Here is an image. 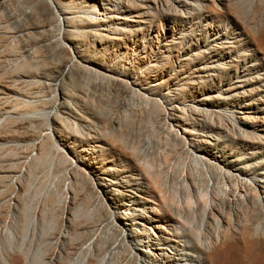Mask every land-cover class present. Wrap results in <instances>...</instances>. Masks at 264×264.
<instances>
[{
  "label": "rangeland",
  "instance_id": "rangeland-1",
  "mask_svg": "<svg viewBox=\"0 0 264 264\" xmlns=\"http://www.w3.org/2000/svg\"><path fill=\"white\" fill-rule=\"evenodd\" d=\"M169 1L167 5H152L154 9L151 12H153L154 18L153 20L151 19V24L144 31L138 32L133 38L134 40L123 42L124 44L121 43L122 46L120 44L116 45L119 47H113L114 44L109 47L110 53L118 48L111 55L112 59L115 58L113 62H119L128 70H134L137 65L135 70L141 69L138 73L143 75L146 67L148 68V66L154 64L161 51L166 52V61H161L159 69H162L161 74L154 73L156 77L152 79V85L154 86L157 85L155 81H165L163 93L161 92L162 95L171 92L170 95L175 99V104L182 101L190 106L199 104L201 107L203 106L198 100L205 99V96L209 94L213 97L217 96L216 105L218 104L217 106L221 110H231L236 115V118L242 115L237 114L238 112L243 113L245 111L237 107L231 109L235 104L237 105L242 101V104L252 103L250 108L254 110H248L249 112L247 113L255 117V109L259 110V107L264 106V102L259 103L257 101L258 98L264 100V52L257 49V43L253 40L264 36V0H224L222 3L215 2L216 7H213L215 11L211 12L197 8L189 9L188 6L181 8L175 2L173 4L171 0ZM21 8L25 11L30 8L28 0H16V2L11 0L7 3L4 10L0 6V45H3L0 46V81H2L0 82V97H2L0 98V111L10 106L5 103V97L12 95L10 92V78H13L18 66L24 64L22 61H25L26 58L23 59V52L29 46V41L25 38H16V41H10L12 39L7 36L20 31V24L24 23L25 11ZM170 8L171 10H169ZM15 14L18 16H15ZM14 17H19L18 19H21L20 22H15ZM16 35L17 37L20 36L18 33ZM232 49L237 51L232 55L236 62H232V58H227L228 53H231ZM13 51H16V54ZM151 52L153 56L151 55L150 57L149 54ZM118 59L119 61H117ZM183 59L188 60L182 61ZM142 60L146 62L145 65L141 63ZM7 61H10V63L7 64ZM206 63L210 65L217 63V65L221 66V69L217 72H212L214 69L208 68L209 65ZM200 68H205L206 70L201 71ZM122 70L125 71L124 69ZM210 73H214L215 76L207 78ZM245 81L248 83H245ZM194 82L195 85H192ZM246 84H251L252 86H247ZM235 85L245 86L243 89H237L240 94L239 97H234L236 93L233 90L231 91ZM106 87V90H102L103 94L99 91L94 93L95 96L93 97L94 94L92 93L94 91L86 85L83 95L91 101L96 98L97 101H93L95 106L100 108V110L101 108L108 110L110 112L109 117L122 121V136L127 146L131 148V150L124 151V156L122 154L114 156L106 148L90 149L85 135L89 125L83 121L71 118V126L67 135L69 146L67 156L69 158L57 155V160L55 158L50 162L36 164L35 160L38 158L39 152L36 149L34 150V148L37 141L20 134V129L23 126L25 127V125H29V120L18 118L14 114L0 118L2 121V123L0 121V264H32L38 255L43 256L45 260L48 258L46 261L50 259L54 261L57 257H61L63 264H86V259L89 256L91 259L92 256L93 259L97 257L94 248L100 246L103 248V252L109 251L108 258L103 264H126L127 256H129L128 260L131 259L132 254H129L128 241L121 237L115 228L112 227L109 219L111 209L109 208V211L102 204L103 201H101L97 193L90 188L88 178L79 174L77 176L78 185L74 186L75 184L70 174L71 159L74 161L85 155L88 163L95 168L92 176L88 174L89 177L95 180L97 184L107 183L106 186L110 187L108 189V192L111 193L110 197L114 199L113 194H115V191L113 190L122 191V194L134 197V194L143 196V193L138 192V190L142 189V191L147 192L149 189L150 179L136 170L137 163L130 153L133 150L134 153L136 152L137 155L144 159L145 163L147 162L151 165L153 168L151 172L157 169L159 174L163 170V173L161 172L160 174H163V177H168L164 178L166 183L168 182L165 184L168 195L171 189L169 185L173 187L171 190L175 189L174 187H177V190L178 188L180 189V181L185 175L188 176L192 183L193 179H200L201 181V174L197 173V168H195L196 170L192 169L198 166L194 163V166H192L190 157L187 156V158L169 145V128L165 122L164 115L167 112L165 108L168 105L165 100H161L159 97L158 100L162 102L158 101L157 108L148 105L149 108L147 109V104L141 100V97L139 98L138 94L122 95L123 99L121 95H116L111 86L107 85ZM113 100L117 101L114 102ZM122 101H125V105ZM117 109L118 111H116ZM169 112L172 113V111L167 113ZM85 114L88 119L96 121L91 116L90 111H85ZM260 115L264 114L260 113ZM4 119H6L5 122H3ZM125 121H127V124H125ZM18 123H20L19 126ZM256 124L259 126L260 123ZM131 128L132 130H129ZM184 129L183 127L182 130ZM231 129L232 127L230 126L227 127V130H219L218 133H222L220 135H223V137L218 142H215L216 144L212 140H208L211 144V153L221 157L217 158V160L219 159L216 162L218 163L217 165L227 168V164H229L230 169L234 173H239L235 172V170L242 168L240 172H243L245 176H257L262 173V170L259 169H264V139L259 143L246 144V142L238 139L239 136H233ZM35 130L38 131V129ZM195 131L196 134L194 136L198 137V132L200 131ZM1 133L3 134L1 135ZM200 133L201 135L204 134ZM215 133L213 132L211 135H215ZM199 137L201 138V136ZM190 139L196 141L198 138L192 137ZM101 145V147L104 146L103 144ZM25 147L26 151L24 152ZM82 150H87V152L84 154ZM152 161H155L154 164ZM188 162L192 164V167ZM217 168L213 170V173L218 172ZM101 169L106 170V176L101 175L103 173V171H99ZM118 170H123V172H118ZM187 170L188 172H186ZM103 176L108 177L107 179L111 180L116 186L110 185L112 184L111 182H102L103 180L99 179V177L102 178ZM179 177L180 179L178 180ZM170 180L175 181V183L173 184ZM263 181L256 178L255 182L258 190L261 189H259V186L263 185ZM127 183L135 184L132 188H127L131 191L129 193L125 189ZM210 189H212L211 182L208 186V191ZM174 192L172 191L170 196ZM177 192L175 193L179 194ZM238 192L236 194H239ZM212 195L211 208L216 210L214 212L218 216H220L219 213H222V218L226 220V223L224 222V227L220 230V240L217 242L213 227L208 231V243L205 244L210 245L211 248L219 247L224 250L225 264H264V208H261L260 205L253 206L250 204L249 207H252L253 212H248L247 206L242 207L241 198H244L243 195L248 197L246 192L242 193L243 197L241 195L233 197L232 194L222 195L214 192ZM257 196L259 197L260 194ZM175 197L174 209L185 210L188 207L187 203L181 204L184 199L180 197V194L175 195ZM260 198L262 200L264 196H260L259 200ZM156 199H158V196ZM146 200H151V198ZM126 203V210L120 212L116 209L114 213L120 217H124L125 215L122 214L126 213L131 217L133 213L148 215L151 218L155 217V215L150 213L152 211H148L149 214L142 212V206L145 202L141 201L140 205L138 201L133 200L131 202H123V204ZM160 205H163V203L160 202ZM123 207L125 206L123 205ZM145 207L147 208L148 205ZM132 210H135V212H132ZM162 223L159 222V224ZM144 225L148 226L146 223ZM154 226H158L155 222L152 224L153 228L151 229L157 233ZM166 227L168 229V226ZM154 231L151 232L152 235H154ZM155 241L160 247H165L162 246V243H164L162 239L156 238ZM166 252L169 253L168 251ZM175 253L172 254L174 255Z\"/></svg>",
  "mask_w": 264,
  "mask_h": 264
},
{
  "label": "bare ground",
  "instance_id": "bare-ground-1",
  "mask_svg": "<svg viewBox=\"0 0 264 264\" xmlns=\"http://www.w3.org/2000/svg\"><path fill=\"white\" fill-rule=\"evenodd\" d=\"M9 1L11 0H0V6L3 7V10ZM171 1L173 4L175 2L178 6H181V8L188 6L189 9L197 8L208 12L215 11L213 9V7H216L214 4L215 2H224V0ZM169 2V0H28L30 8L27 11L21 8L25 11V18L23 17L24 23L20 24V31H16L20 36L17 37L16 32L12 35H7L9 39H12L10 41H16V38H25L29 41V46L23 52L22 57L23 59L26 58V60L22 61V59L21 61L24 62V64H19L20 66L16 69L13 78H10V92L12 95L5 97V103L10 106L5 110L0 111V118L5 115L14 114L18 118H26L29 120V125H25V127L23 126L20 129V134L37 141L35 142L36 146L34 148V150L36 149L39 152V156L35 160L36 164L40 162H50L54 160L57 155L68 157L67 149H69V146L67 135L69 134L68 129L71 126L70 123L72 119L83 121L89 125V129H87L85 135L90 149L106 148L107 150H110L114 156H120L121 154L123 155V153L125 154V150H131L122 136V121L120 119L109 117L110 112L108 110L106 111V109L103 108L100 110V108L95 106L93 101L95 100L96 102V98H93L91 101L84 96L83 90L86 85L89 86V88H92L94 91L92 94L99 91L102 92L103 89L106 90L107 85L111 86L118 96L138 94L139 98L141 97V100L147 104V109L149 108L148 105L156 107L158 101L162 102V99L165 100L169 106L165 108L166 111H172V113L166 112V114H164L165 122L169 128V145L175 151L180 152L186 157H190V161L192 162H189L192 164L194 163L199 167H193L192 169L196 170L195 168H197V173H200L202 178L201 181L200 179H193L195 182L193 181L192 183L188 176L185 175V177L183 176L182 181H180L181 186L178 190L176 189L177 187H174L175 189L171 190L173 187L169 184L173 179L169 181L168 185L169 188H171L169 191L170 194L172 191H178L177 193H179L180 197L184 199L182 200L183 202L181 201V204L184 202L187 203L188 207L185 210L174 209V198H176L175 195L179 194H176L175 192L173 193L174 195L172 194L171 196L170 194H167L168 190L165 188V184L168 182L166 183L164 179L167 176L163 177V174H160L163 170H160V175L158 174L159 171L157 172V169L155 168L156 172L154 170V172H151L153 169L151 165L147 162L145 163L143 158L137 155L136 152L134 153V150L130 153L137 163L136 170L150 179L147 192L142 191V189L138 190V192L143 193V196L134 194L135 196L132 197L130 195L122 194V191L113 190L115 191V194H113L115 199L110 197L111 193L108 192L110 187L106 186L107 183L97 184L95 180L89 177L88 174L92 176V172L94 173L95 168L88 163L85 155L80 156L79 159L74 161L71 159L70 174L74 181V186L78 185L77 176L79 174L86 176L90 181V188L93 192L97 193L98 197L103 201L102 204H104L109 211L111 209L109 219L112 227L115 228L121 237H124L128 241L129 254H132L131 256L133 257V259L131 257V259L128 260L127 258H129V256H127L125 260V262L127 261L126 264H225V251L221 250L219 247L211 248L210 245L205 244L208 243V231L213 227L218 242L221 236L220 230L223 229V225L226 223V220L222 218V213L218 212L221 216L220 217L214 212L216 210L211 208L213 199L212 194L213 192L222 195L232 194L233 197H236V195L242 196V193L246 192L248 197L243 195L244 198H241L242 207L247 206L248 212H253L252 207H249L250 204L253 206L260 205L261 208H264V198H262V200L260 198L259 200L260 196H264V169H259L262 170V173L257 176H245L243 172H240L242 168L235 170V172L239 173H234L230 169L229 164H227V168L223 166L219 167L216 162L219 161L217 158L221 157L218 155L215 156L211 153V144L208 140H212L214 143L218 142L223 137V135H220L222 133H218L219 130H223L224 128H226L224 130H227V127L231 126L233 129H231L232 135L239 136V138H237L240 141L246 142V144L261 142L262 139H264V115H260V113L264 114V106L262 105V107H259V110L255 109V117H252V115H248L247 113L249 112L248 110H254L250 108L252 103L242 104L243 101L239 102V104H235L231 109L237 107L245 112H238L237 114L242 115L241 117L236 118V115L231 110H221V108L217 106L218 104L216 105L217 96L213 97L210 94L206 95L205 99L198 100L203 107L199 104H191L192 106H190L182 101L175 104V99L170 95L171 92L163 95L161 94L165 87V81H155V84L157 85H152V79L156 77L154 73H160L162 70L159 69L161 67V61H164L167 58V55H165L166 52L161 51L158 59H156L154 64L148 66V68L146 67V73L144 72L145 74L143 73V75L142 73L141 75L138 73L141 69L138 68V71L135 70L137 65L134 70H128V68H124L119 62H113L115 58L112 59L113 57L111 55L113 52L117 51L118 48L110 53L109 47L113 44L115 45H113V47H119L116 45H121L123 42L134 40L133 38H135L138 32L144 31V29L151 24V19L153 20L154 18L153 12H151V10L154 9L152 5L162 6L164 4L167 5ZM169 10H171V8ZM15 16L18 15L15 14ZM18 18L14 17L13 19H15V22H20L21 19ZM253 40L257 43V49L264 52V36L254 38ZM13 52L16 54V51ZM235 52L237 51L232 49L231 53H228L227 58H232V55ZM151 55L153 56L152 52L149 56L151 57ZM232 59V62H236L234 58ZM186 60L188 59H183L182 61ZM117 61H119V59ZM16 62L18 63V61ZM9 63L10 61L7 64ZM141 63L143 65L146 64L144 60H142ZM11 64L13 65V63ZM206 64L209 65L208 68L214 69L212 72H217L221 69V66L217 65V63H212V65L209 63ZM11 67L13 68V66ZM200 69L201 71L206 70L205 68ZM212 76H215L214 73H210L207 78H212ZM245 83L248 82L245 81ZM192 85H195V82ZM246 85L248 86L251 84ZM243 87L245 86L235 85L234 88H230L231 91L233 90L236 93L234 97H239L240 94L237 92V89H243ZM101 94H103V92ZM94 96L95 94L93 97ZM159 97L161 100H158ZM257 101L259 103L264 102L261 98H258ZM124 102L122 101V103ZM87 110L91 112V116H93L96 121H92L85 116V111ZM116 111H118V109ZM154 116H152V118H154ZM5 120L6 119H4L3 122H5ZM10 121L12 120L10 119ZM126 122L127 121H125V124H127ZM256 123H260L259 126ZM19 124L20 123H18V126ZM181 127H184L185 129L182 130ZM35 129H38V131ZM129 130H132V128ZM195 130L204 133L201 135V133L197 131L201 138L199 136H194L196 134ZM213 132H216L215 135H211ZM2 134L3 133H1V135ZM192 137L198 139L195 141L194 139H190ZM100 143L104 146L101 147L102 145ZM87 150H82V152L85 154ZM25 151L26 147L24 149V152ZM152 162L154 164L155 161ZM192 164H190V166ZM194 164L192 166H194ZM215 166L218 167V172L216 171L217 173H213V170L216 168ZM99 171H103L101 175L106 176V170L101 169ZM118 172H123V170H118ZM186 172H188V170ZM104 176L102 178L99 177V179L103 180L102 182H111V180L107 179L108 177ZM256 178L263 181V185L259 186V189L261 188L260 190L263 189L262 191L258 190V187H256ZM179 179L180 177L178 180ZM172 182L173 184L175 183V181ZM210 182L212 189L208 191ZM110 185L116 186L114 183ZM133 186H135V184L127 183L125 189L132 188ZM66 190H68V188H66ZM143 190H145V188H143ZM127 192H131L130 189H127ZM237 192L239 194H236ZM258 194H260L259 197L257 196ZM157 196L158 199H156ZM147 197L151 198V200H146L148 199ZM132 200L138 201L139 205L141 204V201L145 202L142 206V212L149 214L148 211H152L150 213L155 215L154 218L156 219L152 217V220L150 216H144V214L133 213L131 217L126 213L122 214L125 215L124 217H120L114 213V210L116 211V209L120 212L126 210L127 203L123 204V202H131ZM160 202H162L163 205H160ZM123 205L125 207H123ZM146 205H148L147 208L145 207ZM132 212H135V210H132ZM154 222L158 225L154 226L157 233L151 229L153 228L152 224ZM159 222L163 223L159 224ZM144 223L148 224V226H145ZM166 226H168V229ZM152 231H154V235L151 234ZM164 234H166V236H164ZM156 238L162 239V241H164L162 246L165 247H160L155 241ZM94 250L97 257L93 259L92 256L91 259L90 256H87L88 258H85L86 264H103L108 258L107 255L109 251L103 252L104 250L101 246L94 248ZM172 253L175 254L173 255ZM46 260L43 256L38 255L37 259L33 260L32 264H63L61 257H57L54 261H52L53 259H50L49 261Z\"/></svg>",
  "mask_w": 264,
  "mask_h": 264
}]
</instances>
